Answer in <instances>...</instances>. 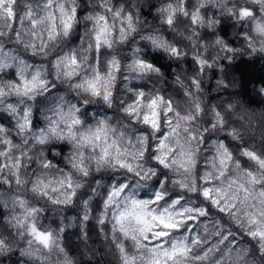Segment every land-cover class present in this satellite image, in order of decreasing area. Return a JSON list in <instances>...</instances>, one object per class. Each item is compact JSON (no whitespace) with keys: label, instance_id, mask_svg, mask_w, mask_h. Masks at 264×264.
Segmentation results:
<instances>
[{"label":"clouds","instance_id":"1","mask_svg":"<svg viewBox=\"0 0 264 264\" xmlns=\"http://www.w3.org/2000/svg\"><path fill=\"white\" fill-rule=\"evenodd\" d=\"M0 264H264V0H0Z\"/></svg>","mask_w":264,"mask_h":264},{"label":"snow or ice","instance_id":"2","mask_svg":"<svg viewBox=\"0 0 264 264\" xmlns=\"http://www.w3.org/2000/svg\"><path fill=\"white\" fill-rule=\"evenodd\" d=\"M168 227H171V225H168Z\"/></svg>","mask_w":264,"mask_h":264}]
</instances>
